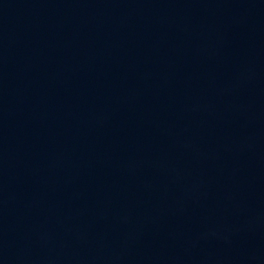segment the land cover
<instances>
[{"label":"water","instance_id":"95a60500","mask_svg":"<svg viewBox=\"0 0 264 264\" xmlns=\"http://www.w3.org/2000/svg\"><path fill=\"white\" fill-rule=\"evenodd\" d=\"M0 264H264V0H0Z\"/></svg>","mask_w":264,"mask_h":264}]
</instances>
